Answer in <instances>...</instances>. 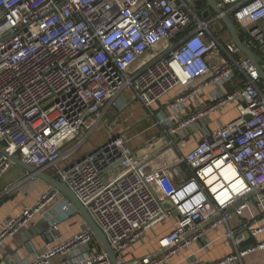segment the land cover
Segmentation results:
<instances>
[{
	"label": "built area",
	"instance_id": "built-area-1",
	"mask_svg": "<svg viewBox=\"0 0 264 264\" xmlns=\"http://www.w3.org/2000/svg\"><path fill=\"white\" fill-rule=\"evenodd\" d=\"M196 1L0 0V182L13 155L54 175L87 208L118 264H164L197 243L207 250L221 226L234 250L191 264H243L264 249V80L221 19L234 21L264 69V0H215L222 13L207 16ZM175 89L159 115L155 106ZM126 91L158 133L135 149L110 128L82 151L112 109L128 106ZM231 104L237 116L210 128V115ZM60 194L50 188L2 224L0 254L40 215L51 242L16 264H111L87 222L62 238L48 209ZM251 207L257 213L245 216ZM60 212L78 210L64 197ZM168 222L156 251L125 260Z\"/></svg>",
	"mask_w": 264,
	"mask_h": 264
},
{
	"label": "crops",
	"instance_id": "crops-1",
	"mask_svg": "<svg viewBox=\"0 0 264 264\" xmlns=\"http://www.w3.org/2000/svg\"><path fill=\"white\" fill-rule=\"evenodd\" d=\"M178 93V90L176 94ZM209 90L205 91V98H208ZM173 96L167 97L165 96L159 104L155 106L157 112L160 111L159 115H164L168 113V108L166 107L168 100H170ZM129 105L130 95L128 97L127 93L125 98L123 97ZM229 109L234 110L236 113L235 117L237 116V110L234 104L229 105L224 109L222 113L227 112ZM114 110V109H112ZM163 112V114H162ZM221 116L218 115V112H213L210 115L209 124L210 128H216L219 126V119ZM234 117V118H235ZM233 118V119H234ZM231 119V120H233ZM229 120V121H231ZM227 121V122H229ZM226 123V122H224ZM195 145V142H190L187 150L191 149ZM28 176L25 174L23 177ZM31 176L24 178V180L33 179ZM17 178V177H16ZM22 178V177H21ZM18 179H20L18 177ZM23 179V178H22ZM15 179H12L5 183L4 185H0V227L4 224L7 220L21 212L24 208L29 207L32 205L31 200L34 199V195L32 194V189L35 186L32 182L25 184L21 190H19L14 196H10L5 193V188L8 187L10 184L13 183ZM2 184V183H1ZM7 194V195H6ZM67 196H61L60 199L54 202L51 206L48 207L51 213H57L59 227H60V234L63 239L68 238L78 232L83 224L86 222L83 216L79 213L73 212H60V204L61 201ZM32 198V199H31ZM257 213V210L254 207L249 208L245 212V216H253ZM42 217L40 215L35 216L29 223V225L22 231L17 234H14L8 237L5 240V247L0 254V264H16L19 261L30 258L33 254L37 251L44 250L47 248L48 243L51 242V234H39L32 237L30 242H24L21 235L23 232L28 230L30 227L35 226ZM264 222V220H263ZM237 220H235L232 225H235ZM171 224L168 222L166 225H158L153 228L152 231L148 233V235L141 241L137 242L132 250L126 254L125 260H133L136 258H140L147 254H150L157 250L158 248V239L160 236L168 233L170 231ZM227 227L221 226L217 230L210 232V238L212 239V244L210 247L205 250L202 243L194 244L192 247L184 249L180 254L173 256L167 263L164 264H191L192 259L199 258L205 262L215 261L221 257H224L231 253L234 250L233 243L225 236V232ZM259 241H264V234L261 235L258 239ZM257 241L253 238L248 240V244L256 243ZM30 244V246H29ZM247 245V244H246ZM60 257H57L53 260L52 264H59ZM243 264H264V249L257 250L251 254H248L243 259Z\"/></svg>",
	"mask_w": 264,
	"mask_h": 264
},
{
	"label": "rangeland",
	"instance_id": "rangeland-1",
	"mask_svg": "<svg viewBox=\"0 0 264 264\" xmlns=\"http://www.w3.org/2000/svg\"><path fill=\"white\" fill-rule=\"evenodd\" d=\"M196 6L202 7V5L200 6L199 4L198 5L196 4L195 7ZM176 92L177 89L173 90L167 95V97L174 96ZM126 93L129 97L130 92L126 91ZM129 103L130 104L126 108L123 109L115 108L114 110L110 111V115H109L110 117L105 119V121L98 128H96V130L90 136L88 142L82 148V151H88L92 148H96L100 144H102L105 140H107L108 137L110 136V134H108L110 128H116L117 131H120L124 133V135L129 137V139L132 140L130 143L132 147H134L135 149L138 148V146L145 145L148 140H150L152 137H154V135L158 133V128L152 127L153 120L152 118L148 117V114L144 109V107L141 105L140 101L139 100L134 101L133 98H130ZM218 115L221 116L222 122H227L233 119L236 113L234 112V110L229 109L225 113L218 112ZM143 151L144 148L140 149L138 153H141ZM49 173H51V170L49 171ZM25 174H27V172L23 168H21L17 164H14L8 170L7 174L3 177L2 181L0 182V185L2 186L8 181L15 179L13 181L12 189L9 192L10 194H8L12 197L19 190H21L25 184L32 182L35 185L31 191L32 194L35 196L34 199L31 200L33 201L31 202L33 205L38 199V197L42 195V193L50 190L51 187L45 181L39 179L36 176H31L29 174L28 176H31L33 179L24 180V178L26 179V177H28V176L23 177ZM18 177L20 179H18ZM52 203H50L49 206H51Z\"/></svg>",
	"mask_w": 264,
	"mask_h": 264
},
{
	"label": "water",
	"instance_id": "water-1",
	"mask_svg": "<svg viewBox=\"0 0 264 264\" xmlns=\"http://www.w3.org/2000/svg\"><path fill=\"white\" fill-rule=\"evenodd\" d=\"M196 4L197 5L199 4L200 6L201 5L203 6L206 4L209 7V10L205 13V16L209 15L210 11L216 14L222 13V10L217 6L215 0H197ZM198 8H201V7L198 6ZM221 19L223 23L225 24V26L227 27V29L229 30L233 42L244 54H246L251 59V61L253 62L257 70L259 71L260 76L264 80V69L260 66L255 53L243 43V40L239 36L238 30H237V27L234 21L226 14H223ZM250 118L251 116L249 115L248 119ZM10 158L11 160H13L15 164L23 168L27 172V174L31 176H36L39 179L48 183L53 193L58 192V193L63 194L64 196L69 197V199L74 203L75 207L77 208L78 213L83 216L85 221L89 224L93 232L97 235V237L100 239V241L104 245L105 249L109 253L111 264H118L116 254L114 250L112 249L111 245L109 244L105 234L96 224V222L94 221V219L88 212L87 208L80 202L76 194L65 183L60 182L54 175H50L38 167L29 165L23 162L16 155L11 156ZM49 227L50 225L46 221V219L41 218L40 221L35 226H32L28 230L23 232L21 237L24 242H30L32 237H34L35 235H39V234L49 235Z\"/></svg>",
	"mask_w": 264,
	"mask_h": 264
}]
</instances>
